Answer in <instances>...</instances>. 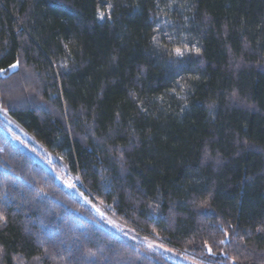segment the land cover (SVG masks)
<instances>
[{"label":"trees","instance_id":"16d2710c","mask_svg":"<svg viewBox=\"0 0 264 264\" xmlns=\"http://www.w3.org/2000/svg\"><path fill=\"white\" fill-rule=\"evenodd\" d=\"M0 69V107L112 216L201 264H264V0H0ZM0 264L176 263L0 126Z\"/></svg>","mask_w":264,"mask_h":264},{"label":"rangeland","instance_id":"374dc122","mask_svg":"<svg viewBox=\"0 0 264 264\" xmlns=\"http://www.w3.org/2000/svg\"><path fill=\"white\" fill-rule=\"evenodd\" d=\"M100 8L99 17L103 18L105 15H107L108 8L105 6ZM101 13H103V16H101ZM169 26H171V24L162 25V28L158 27L159 30L157 36L160 41H164L166 44H169L175 53L176 49H180L183 53L182 55L196 51V46L192 41H189L185 36L181 35L179 32H177V30H174V28ZM0 126L6 132H8L14 140L20 142L26 150L30 152L32 151L42 163L45 162L51 168V170L57 174L58 178L62 182V185H64L65 188L70 191V193L78 197L79 200L81 199V201L87 206L93 208L98 213V216L101 218L104 225H106L107 228L112 230L116 235L118 234L122 238L131 240L137 245L143 246L144 249L149 253L163 255L171 262L176 264H201L193 260L191 257L186 256L183 252L174 250L166 244L163 245L159 239L149 237L141 232H137L129 225L127 226L119 218L112 216L106 207H103L101 204L97 203L86 193H84L80 187V185H83L80 178L69 171L65 162H63L59 157L52 155L44 147V145L35 139L32 134L27 133V131L22 128V126L17 123L16 120L10 117L7 111L1 107ZM69 184H74L75 187H69Z\"/></svg>","mask_w":264,"mask_h":264},{"label":"snow or ice","instance_id":"6c2138e0","mask_svg":"<svg viewBox=\"0 0 264 264\" xmlns=\"http://www.w3.org/2000/svg\"><path fill=\"white\" fill-rule=\"evenodd\" d=\"M101 16H103V13H101ZM176 53L178 55H182L183 54L180 49H176ZM18 64H19V61H17L15 64L10 65L9 67L14 69V68H16L18 66ZM5 71H7V70L6 69H0V73L5 72ZM68 186L69 187H75L74 184H69ZM221 243H223V241H221ZM161 247H162V245H161ZM209 251L211 252V249L210 248H209Z\"/></svg>","mask_w":264,"mask_h":264}]
</instances>
